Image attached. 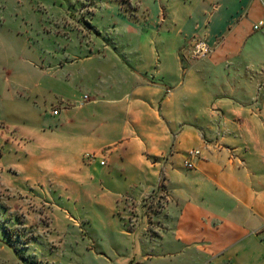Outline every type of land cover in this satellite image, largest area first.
I'll use <instances>...</instances> for the list:
<instances>
[{"label":"crops","instance_id":"0c3cea01","mask_svg":"<svg viewBox=\"0 0 264 264\" xmlns=\"http://www.w3.org/2000/svg\"><path fill=\"white\" fill-rule=\"evenodd\" d=\"M85 13L95 35L54 57L66 101L27 162L58 151L72 188L97 163L143 182L108 206L140 223L132 262L264 264V0H99ZM198 41L209 52L196 57Z\"/></svg>","mask_w":264,"mask_h":264},{"label":"rangeland","instance_id":"374dc122","mask_svg":"<svg viewBox=\"0 0 264 264\" xmlns=\"http://www.w3.org/2000/svg\"><path fill=\"white\" fill-rule=\"evenodd\" d=\"M97 1L0 0V264H138V219L108 206L143 182L107 177L97 163L93 180L74 189L53 171L58 151L35 150L28 162L23 155L28 139L37 144L42 129H53L50 105L68 92L54 57L95 35L85 12ZM74 9L84 10L75 15L81 32L70 23Z\"/></svg>","mask_w":264,"mask_h":264},{"label":"built area","instance_id":"2783aa9c","mask_svg":"<svg viewBox=\"0 0 264 264\" xmlns=\"http://www.w3.org/2000/svg\"><path fill=\"white\" fill-rule=\"evenodd\" d=\"M260 24H261V22L258 25H260ZM258 25L254 26L253 28L256 29ZM208 52H209V49L207 48L205 42L198 41V42L195 43L194 49H193V54L196 57L203 56V55L207 54ZM84 99H86V96H84ZM80 104H82V103H80ZM57 114H58V111L57 110H55V109H52L51 110V115L56 116ZM198 154H199V152L197 150H189L187 152V155L189 157H192V158L196 157ZM84 158L87 159V160H91L93 158H96V155L93 154V153H86V154H84ZM100 164L103 165L104 164V161L101 160L100 161ZM185 166L187 168H191L192 167V164L187 161V162H185Z\"/></svg>","mask_w":264,"mask_h":264}]
</instances>
